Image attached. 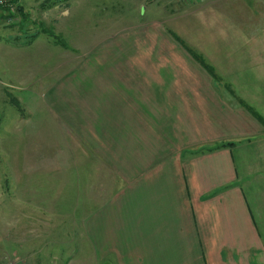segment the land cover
Here are the masks:
<instances>
[{"label":"crops","instance_id":"1","mask_svg":"<svg viewBox=\"0 0 264 264\" xmlns=\"http://www.w3.org/2000/svg\"><path fill=\"white\" fill-rule=\"evenodd\" d=\"M182 4L194 7L193 18L202 17L194 21L197 45L168 30L177 57L171 52L157 63L149 54L143 74H136L142 61L117 60L114 65L129 68L66 76L59 86L70 125L72 115L86 125L87 136L72 144L82 143V178L89 186L81 188V203L71 191L72 201L59 198L53 208L42 184L27 181L25 171L23 189L33 190L34 206L25 201L12 249L23 264H45L48 256L53 264H264V0ZM158 66L161 72H154ZM187 66L195 73H186ZM128 82L134 84L127 93ZM187 99H194L190 109ZM202 101L206 105L195 110ZM154 112L166 115L162 131L150 123ZM127 113L128 122L122 119ZM170 114H177V132ZM127 128L132 131L124 137ZM106 129L117 137L102 140L99 132ZM221 141L233 145L209 151ZM44 227L51 236L43 235L49 232Z\"/></svg>","mask_w":264,"mask_h":264},{"label":"rangeland","instance_id":"2","mask_svg":"<svg viewBox=\"0 0 264 264\" xmlns=\"http://www.w3.org/2000/svg\"><path fill=\"white\" fill-rule=\"evenodd\" d=\"M177 2L21 0L19 3L23 9L22 15L15 4H7L13 6V10L10 7L0 9V15L5 16L0 18V223L9 222V225L5 224L4 232L0 226V264H23L12 256V249H17L16 224L25 201L28 200L31 202L30 205L34 206L33 190L27 193L23 189L22 182L25 180L26 172L27 181L37 180L42 184L43 193L50 195L52 203H49V207L53 208L56 207L59 198L67 197L72 201L71 191L74 192V202L81 203V188L84 192L89 186L88 179L82 178V172L85 171L83 168L87 166L79 152L83 147L82 143L72 144L74 139L81 141L82 127L86 125L82 120L78 121L74 115L73 125H70L66 113L67 102L57 93L59 86L64 85L66 76L81 73L112 75L114 70L125 68L114 65L113 62L117 60L120 62L123 59H130L134 63L142 61L143 65H138L136 74H143L146 67L145 58L149 54L157 63L163 55L167 58L171 56V52L177 57L172 46L176 40L168 30L179 32L182 39L191 47L197 45L199 40L194 33V21L202 17L195 15L193 18L194 7ZM152 48L153 54L150 53ZM127 68L129 67L127 66L125 70ZM157 68L159 71L151 69L154 72H161V66ZM134 70L128 72L132 74ZM193 72L195 73L193 67H186V73ZM132 84L128 82L127 86ZM142 84L145 83H138L139 86ZM115 85L126 83L116 80ZM106 86L105 92L115 95V92ZM55 94L59 97H55ZM190 100L187 99L189 101L187 109L192 108ZM205 105L206 101H202L195 105L197 107L195 110ZM256 109L259 111L258 106ZM89 115H93L94 120L96 114ZM175 115L177 116L169 115L170 125L172 123L174 125H171L170 129L177 132ZM103 116L113 120L109 114L105 113ZM165 116L154 112L149 116L152 118L150 123L157 125L162 131L164 128L161 126L163 125L161 118ZM186 116L187 121L191 122L193 116L189 112ZM129 117V113L122 115V119L127 122ZM99 122L97 119L96 123ZM205 125L207 124L201 125L203 130L207 128ZM89 131L94 133L93 130ZM131 131L127 128L122 130V134L129 137ZM151 132L153 134L152 130ZM151 132L148 130V133ZM188 132L189 129L185 133V138H188ZM116 133L115 129L99 132L102 140L107 139L109 134L115 138ZM139 133L140 130H137L138 139ZM133 134L135 135V132ZM83 136H87V132ZM67 140L69 142H66ZM220 144L225 143L221 141ZM68 155L69 159L65 157ZM96 165L97 163L94 166ZM65 173L72 174V178L50 177ZM60 181H69V184L61 186ZM61 205L64 206V203ZM42 211L46 213L48 210ZM61 216L59 214L56 218L60 219ZM56 218L53 217V220ZM44 228L49 232L43 235L51 236L52 229ZM40 253L41 256L46 254L41 251ZM44 262L53 264V257H46Z\"/></svg>","mask_w":264,"mask_h":264},{"label":"trees","instance_id":"3","mask_svg":"<svg viewBox=\"0 0 264 264\" xmlns=\"http://www.w3.org/2000/svg\"><path fill=\"white\" fill-rule=\"evenodd\" d=\"M10 2L12 3V4H15L16 6H17V8L16 9H18V11L21 13V15H22V12H23V9H21L22 7H21V5H20V3H19V1L18 0H10ZM57 5V4H56ZM55 4H54V6H56ZM54 6H49V7H54ZM9 16V15H8ZM192 56L197 60V61H199V62H201L202 63V65L205 67V69H207V71L211 74V75H214V71H213V69L208 65V64H206V62L200 57V56H198L196 53H194L193 52V54H192ZM233 145V143H228V144H220V145H215V146H212V147H210V149H209V151H213V150H215V149H222V148H226V147H229V146H232Z\"/></svg>","mask_w":264,"mask_h":264},{"label":"built area","instance_id":"4","mask_svg":"<svg viewBox=\"0 0 264 264\" xmlns=\"http://www.w3.org/2000/svg\"><path fill=\"white\" fill-rule=\"evenodd\" d=\"M171 1H178V2L185 3V2H189V1L191 2L193 0H171ZM8 3H11L10 0H0V9L10 7L11 10H13L14 9L13 6H7ZM11 16H14V15H11Z\"/></svg>","mask_w":264,"mask_h":264}]
</instances>
